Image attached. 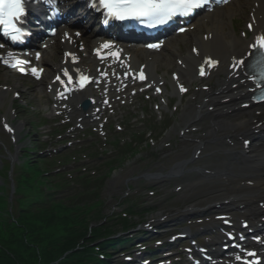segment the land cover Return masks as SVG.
<instances>
[{"label": "bare ground", "instance_id": "6f19581e", "mask_svg": "<svg viewBox=\"0 0 264 264\" xmlns=\"http://www.w3.org/2000/svg\"><path fill=\"white\" fill-rule=\"evenodd\" d=\"M243 5H248L252 11L250 21H254V32L263 31L264 0H253L252 4L250 0H234L233 4L218 7L194 23L195 27L200 30L198 33H193L189 38L182 39L184 43L191 44V49H187L183 56L179 49L182 40L177 38L170 42L168 54L177 56V62L174 63L167 59L163 53L154 54L153 52V54L148 55L141 50H133L129 60L130 64H126V66L138 67V64L143 62L141 59L143 57L148 65L151 81L156 82L162 79L159 72L163 65H174L175 74L181 80L188 76L197 77V66L205 59L213 58L218 61V68L215 72V76L218 78V87L205 93L202 107L186 121V127L189 129L199 125L207 116H211L212 126L203 137L197 136V138H194L190 131L184 129L183 133L186 135L184 137L188 142L187 148L191 144H197L196 148L201 149L209 141H219L226 136L233 138L239 132L254 138L256 142L264 137L262 126L257 125L264 120V118L259 119L257 116L259 111L264 113V108L253 109L255 107L248 101L251 84L241 72L244 64L237 63L241 59L246 60L250 50V40L242 39L234 36L231 31H226L229 20L235 14V9ZM202 28L205 29L204 32H202ZM63 46L67 47V45ZM54 52L53 46L48 47L47 50H44L43 57V63L48 65L52 72L57 70L52 59V56L55 55ZM178 60H181L182 63H178ZM52 82L59 84L61 80L55 79ZM176 82L175 79L171 80L174 88H176ZM7 85L9 84L7 83ZM7 92L3 89L0 90L2 101ZM89 95H92L91 91L83 93L82 96ZM73 102L76 101L73 100ZM243 103H247V107L250 108L248 115L245 114L242 118L237 119L232 118L241 113ZM206 109L211 112L205 111ZM92 111L93 108L90 109V112ZM192 163L193 161H187L177 166L166 178L180 176L186 172L187 167ZM263 163L264 142L257 145L254 150L243 148L240 151H231L228 159L223 160L225 167L212 173L205 189L198 193V195L206 194L207 197L192 205L193 208L186 210L183 214L205 211L217 206L226 209H241L242 215L251 222V227L257 228L258 223H262L261 219L264 218V206L260 207L259 205H264ZM205 173L207 172L205 171ZM199 198L200 195L197 200Z\"/></svg>", "mask_w": 264, "mask_h": 264}, {"label": "rangeland", "instance_id": "374dc122", "mask_svg": "<svg viewBox=\"0 0 264 264\" xmlns=\"http://www.w3.org/2000/svg\"><path fill=\"white\" fill-rule=\"evenodd\" d=\"M248 14L249 10L246 8L245 11L241 14V17L247 19ZM244 23L245 22L242 21L240 24V26H242L243 28L245 27ZM211 81H213V79H210L207 82L209 83ZM5 83H8L9 85L15 87L19 85L21 87L19 91H21L23 100L28 101L31 106L36 107V110L38 112H41L43 109H45V111L47 112L44 115L45 117L52 116L48 106L43 104L46 103L47 98L44 94L38 96V92H36L38 89H40V87H38L39 84L32 83L25 79L19 80L18 78L11 76L10 74L2 72L0 73V85H3ZM198 87L199 85L195 87L193 94L186 99V104L190 107L189 112L196 110L202 102L201 96H198V94H196L198 92ZM11 99L12 94L5 98L4 104L0 107V185L5 184L7 188H11V184L8 183V180L13 179L14 176L15 164L13 162V157H18L17 159L21 158V156L24 154V148H26L27 146H31L32 142L36 143L37 145H42V143H45L46 141L52 142L53 144L56 143V140L52 139V137H50L49 140L41 137L42 135L40 134L44 132L46 127L42 129L40 134H38V131H36L35 135H37L35 137H32L30 142L27 135H30L31 133H33V131H35L34 127L31 126V121L35 117H31L29 112L20 107L18 103H15V110L11 111ZM146 105L147 102L142 101L141 105L136 104L134 106H127L126 113L123 114L121 111L118 112V115L113 117V121L117 123V120L120 118L123 124L126 125V119L129 118L132 114L141 113L142 108ZM187 109L188 108L186 107H182L181 113ZM3 118L9 119L12 126L14 125L17 127L20 122L23 125V127L16 133L17 138L15 143H13L14 135L10 133V131H7L5 129ZM152 120H156L155 115L152 116ZM169 120L171 122H168L167 124H161L157 121H154V123H156L159 128H164L169 124L171 125L161 135L160 138H156V140L144 146V150L139 156L134 157L132 160L127 162L123 168L112 173L111 177L107 181V186L104 190L105 203L103 215H106L108 213H110L111 215L114 211H122L123 208H126L128 206L129 202L141 203L139 208L141 214L134 216L132 219H136V221L140 224V230L149 229V225L153 227L152 233H150V235L146 236V238L143 239L144 241H146V243L154 242L155 238L152 236V234H154L156 237L162 234L160 233L161 230L155 228L158 227L157 222L159 220H163L169 217L171 213L182 211L187 207L186 199L182 198V195H184L185 189L187 187L184 188L183 191H176V188H172L173 185H176V183L174 182H165L163 184H160L158 182H160L161 179L147 180L141 178L142 175L148 173H165L174 165L176 161L183 160L184 158H188L192 155L191 151L190 154L186 157L179 156L176 159H172L168 162L161 161L164 156L168 155V152L165 151L171 150L172 148H177L178 144L184 140L180 137L182 124L179 122L181 121L175 122L174 119L171 118V116L169 117L168 121ZM210 123L211 121L209 119H207V121L205 122V124L208 126ZM73 126L75 125L73 124ZM51 133L53 134V131ZM116 134L123 140L127 139L126 131H122ZM195 134L199 135L198 133ZM100 142L104 143V139L100 138ZM25 144L28 145L24 147ZM108 154L110 155V153ZM203 154L207 156L200 159V162H198L199 165H214L218 163L220 154L215 150L209 148ZM6 166H10L6 170L10 179L5 177ZM191 178L194 177L190 176V179ZM157 183L159 187L155 186ZM128 186H131V188L134 189V192L132 190L129 191ZM128 196L130 197L129 199H127ZM172 215L173 214H171V216ZM212 218V215L207 216L206 214H197L188 218L185 217V219H183L184 222L182 220L170 225L171 227H173V234L178 233V231L183 226L189 227L194 233H198L209 226V224L213 221ZM134 233L138 234L139 232L135 231ZM167 239L168 237H162L160 241L164 242ZM201 241L203 242L205 241V239ZM186 245H189V240H187Z\"/></svg>", "mask_w": 264, "mask_h": 264}, {"label": "trees", "instance_id": "16d2710c", "mask_svg": "<svg viewBox=\"0 0 264 264\" xmlns=\"http://www.w3.org/2000/svg\"><path fill=\"white\" fill-rule=\"evenodd\" d=\"M26 183L18 185L13 213L6 212L16 220H0V264H49L81 241L87 249L73 252L61 264H107L98 260L96 250L89 245L105 232L97 227L89 236L84 216L87 210L46 201ZM83 200L74 198L68 203Z\"/></svg>", "mask_w": 264, "mask_h": 264}, {"label": "snow or ice", "instance_id": "6c2138e0", "mask_svg": "<svg viewBox=\"0 0 264 264\" xmlns=\"http://www.w3.org/2000/svg\"><path fill=\"white\" fill-rule=\"evenodd\" d=\"M28 0H0V27L3 28L5 36H9L12 41H17L18 33L20 28L17 26V22L21 20L26 14V3ZM51 3V0H48ZM208 3V0H92L93 7H99L105 10L106 18L104 23L107 24L109 19L115 20H137L141 22H148L149 26H155L156 24H166L176 16H187L193 13L197 9H201ZM252 28V25H249ZM183 31V29H181ZM79 35V33H77ZM0 47H3L0 44ZM104 48H111L110 43H105ZM152 48H158L159 45H149ZM250 47L261 53H264V33L258 35L255 39V43L251 44ZM99 51V50H98ZM253 53L249 52L251 56ZM8 57L15 62L11 63V67H17L18 64H26L28 61L19 60L14 57L13 53L9 52ZM37 59L39 54L37 53ZM75 60V57H73ZM5 63H9L5 60ZM210 64H215V61H209ZM238 64H244V60L237 62ZM235 66V65H234ZM22 72L23 68L20 69ZM32 73L38 75V70L33 68ZM64 74L67 76V69L64 70ZM201 75H204V70L201 69ZM261 77L264 78V72L261 73ZM141 79L143 75L141 74ZM59 79V77H57ZM82 81H86L87 77H81ZM255 80V78L253 77ZM69 80L71 77L69 76ZM83 86V85H81ZM181 87V91H185ZM264 99V96L261 97ZM12 131V129H8ZM249 257H254L255 252H248ZM237 260H241L240 256L236 257ZM244 264H253L251 260L244 261Z\"/></svg>", "mask_w": 264, "mask_h": 264}]
</instances>
